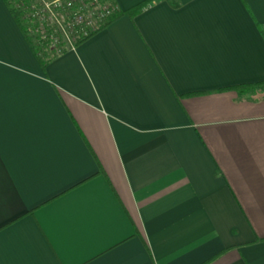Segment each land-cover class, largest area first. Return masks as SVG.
Listing matches in <instances>:
<instances>
[{
    "label": "crops",
    "instance_id": "1",
    "mask_svg": "<svg viewBox=\"0 0 264 264\" xmlns=\"http://www.w3.org/2000/svg\"><path fill=\"white\" fill-rule=\"evenodd\" d=\"M112 1L44 70L0 0V264H264V0Z\"/></svg>",
    "mask_w": 264,
    "mask_h": 264
},
{
    "label": "built area",
    "instance_id": "2",
    "mask_svg": "<svg viewBox=\"0 0 264 264\" xmlns=\"http://www.w3.org/2000/svg\"><path fill=\"white\" fill-rule=\"evenodd\" d=\"M11 1L17 10L20 5L18 12L28 19L25 23H35L41 36L52 39L54 48L66 37L72 41L70 47H75L80 39L101 31L109 17L120 10L112 0H29V8L23 0Z\"/></svg>",
    "mask_w": 264,
    "mask_h": 264
},
{
    "label": "trees",
    "instance_id": "3",
    "mask_svg": "<svg viewBox=\"0 0 264 264\" xmlns=\"http://www.w3.org/2000/svg\"><path fill=\"white\" fill-rule=\"evenodd\" d=\"M6 3L8 4V6L10 7L11 11L13 13H15V17L18 21V23L20 24V27L22 28L23 32L25 33L31 47L32 50L34 51L35 55L37 56L42 68L45 70L49 61L56 55H49V52L52 50H50V46L52 43V39L50 38H44L43 36H39L37 42L33 41L32 36H30V30H29V25L26 23V25L22 24V20L23 19V14H21V12H18L16 5H14V3H12L11 0H5ZM15 2H21V0H14ZM24 6H27L28 8L31 5V1L29 0H23ZM147 6V3H143L140 4L134 8L128 9V10H119L116 11L113 15H111L109 17L108 22L103 25L102 29L106 28L110 23H112L113 21L117 20L118 18L124 16V15H128L130 17H134L136 16L138 13H140L145 7ZM22 19V20H21ZM96 33H93L92 35H90L89 37L80 39L79 41H77L75 43V46H78L79 44H81L82 42H84L85 40H87L88 38H90L91 36H93ZM54 36V35H53ZM264 83V82H263ZM253 85L251 84H244V85H238L233 87L234 89H238L240 91H245L247 89H249L250 87H252Z\"/></svg>",
    "mask_w": 264,
    "mask_h": 264
},
{
    "label": "rangeland",
    "instance_id": "4",
    "mask_svg": "<svg viewBox=\"0 0 264 264\" xmlns=\"http://www.w3.org/2000/svg\"><path fill=\"white\" fill-rule=\"evenodd\" d=\"M42 1V0H41ZM39 2V0H37V3ZM21 7L20 5L18 6V10H20ZM28 20L27 18H24V21ZM32 24V25H31ZM29 24V28H30V32L33 35L34 38V42H37L40 33L35 25V23H31ZM72 42V41H71ZM71 42L69 41V39L66 37V40L64 43L61 42V44L56 43V48H54V46H50V50H52V52H49V55H55V54H59L61 52H63L64 50H66L67 48H69L71 46Z\"/></svg>",
    "mask_w": 264,
    "mask_h": 264
}]
</instances>
